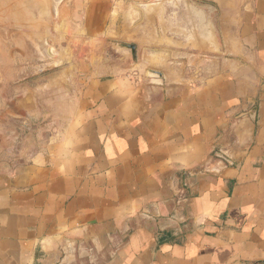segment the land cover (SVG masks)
Returning a JSON list of instances; mask_svg holds the SVG:
<instances>
[{"label": "crops", "instance_id": "1", "mask_svg": "<svg viewBox=\"0 0 264 264\" xmlns=\"http://www.w3.org/2000/svg\"><path fill=\"white\" fill-rule=\"evenodd\" d=\"M69 9L65 79L0 64V264H264V0Z\"/></svg>", "mask_w": 264, "mask_h": 264}, {"label": "rangeland", "instance_id": "2", "mask_svg": "<svg viewBox=\"0 0 264 264\" xmlns=\"http://www.w3.org/2000/svg\"><path fill=\"white\" fill-rule=\"evenodd\" d=\"M38 1L0 0V64L13 62L14 59H17L16 66L31 65V70L45 68L51 63H58L57 69L69 65L63 58L59 59L57 49L53 46L55 42L51 39L52 32L49 29L47 31L44 29L46 27L44 20L48 22L58 21L57 25L47 24V27L49 28L50 25L53 32L63 33V22L70 13V0H42L41 5L46 7L42 14L38 10ZM60 7L63 9L61 13ZM126 17L128 20L131 19L130 12L126 14ZM14 37L15 40H13ZM63 42L67 44L66 41ZM93 44L108 55L119 54L116 47L112 45V41L105 39V36L101 40L92 42ZM71 45L74 44L71 42ZM26 48L33 52L32 57L24 56V49ZM37 48L43 57H40L41 61L36 52ZM18 53L21 54L22 58ZM157 62L163 65L160 58ZM50 71L45 70L44 72ZM146 75L150 76L148 73Z\"/></svg>", "mask_w": 264, "mask_h": 264}, {"label": "water", "instance_id": "3", "mask_svg": "<svg viewBox=\"0 0 264 264\" xmlns=\"http://www.w3.org/2000/svg\"><path fill=\"white\" fill-rule=\"evenodd\" d=\"M136 1H148V0H136ZM60 13L62 12V7L59 8ZM112 45L116 47V50H118L119 52H122L129 61L132 62H136L137 60V49H136V45L132 44V43H123V42H119V41H112ZM59 66L58 63H51L50 65H48L45 68H41L39 70V73H43L45 70H51L50 72H48L46 74L45 77L50 78V77H54V76H60L63 77V79H65L66 77V73H67V68L63 67L60 69H57V67ZM148 74L150 76H156L158 77V84H162L163 83V73L157 70H149Z\"/></svg>", "mask_w": 264, "mask_h": 264}, {"label": "trees", "instance_id": "4", "mask_svg": "<svg viewBox=\"0 0 264 264\" xmlns=\"http://www.w3.org/2000/svg\"><path fill=\"white\" fill-rule=\"evenodd\" d=\"M259 264H263V263H259Z\"/></svg>", "mask_w": 264, "mask_h": 264}]
</instances>
